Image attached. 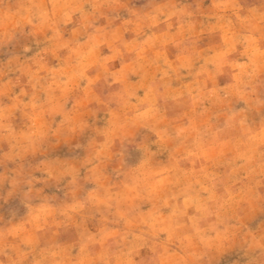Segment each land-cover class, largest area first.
Returning <instances> with one entry per match:
<instances>
[{
  "label": "clouds",
  "instance_id": "clouds-1",
  "mask_svg": "<svg viewBox=\"0 0 264 264\" xmlns=\"http://www.w3.org/2000/svg\"><path fill=\"white\" fill-rule=\"evenodd\" d=\"M0 264H264V0H0Z\"/></svg>",
  "mask_w": 264,
  "mask_h": 264
}]
</instances>
